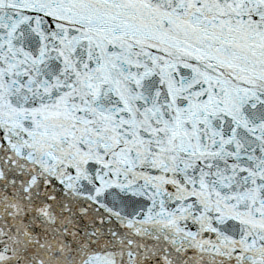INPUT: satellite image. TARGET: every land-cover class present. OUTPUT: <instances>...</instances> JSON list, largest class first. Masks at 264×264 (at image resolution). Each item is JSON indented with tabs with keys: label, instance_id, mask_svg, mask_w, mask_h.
<instances>
[{
	"label": "snow or ice",
	"instance_id": "6c2138e0",
	"mask_svg": "<svg viewBox=\"0 0 264 264\" xmlns=\"http://www.w3.org/2000/svg\"><path fill=\"white\" fill-rule=\"evenodd\" d=\"M0 264H264V0H0Z\"/></svg>",
	"mask_w": 264,
	"mask_h": 264
}]
</instances>
